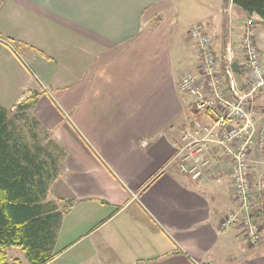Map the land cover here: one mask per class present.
Here are the masks:
<instances>
[{"label": "crops", "instance_id": "obj_1", "mask_svg": "<svg viewBox=\"0 0 264 264\" xmlns=\"http://www.w3.org/2000/svg\"><path fill=\"white\" fill-rule=\"evenodd\" d=\"M234 7L232 0H0V107L12 113L36 93L30 114L59 152L58 175L41 201L46 264H264V202L254 210L255 245L238 225L219 230L239 205L217 146L198 180L174 159L187 125L214 122L178 88L199 66L192 26H203L215 56L235 64L246 88L240 37L249 17ZM255 43L264 68V44ZM255 96L254 186L264 180V90ZM4 252L7 264H28L20 247Z\"/></svg>", "mask_w": 264, "mask_h": 264}, {"label": "built area", "instance_id": "obj_2", "mask_svg": "<svg viewBox=\"0 0 264 264\" xmlns=\"http://www.w3.org/2000/svg\"><path fill=\"white\" fill-rule=\"evenodd\" d=\"M247 21L240 37L248 72L247 92L238 86L231 64L224 61L221 65L203 26L197 24L189 29L188 36L195 43L199 66L181 75L178 88L194 98L196 113L209 114L214 122L208 126L199 121L187 125L180 136L174 159L182 173L198 180L213 159V147L217 146L220 157L229 163L239 205L238 210L227 213L220 221L219 230L238 225L249 244L255 245L260 240V228L254 215L256 207L249 179V162L256 142L254 125L258 114L253 101L256 93L264 90V68L255 43V20L249 18Z\"/></svg>", "mask_w": 264, "mask_h": 264}, {"label": "trees", "instance_id": "obj_3", "mask_svg": "<svg viewBox=\"0 0 264 264\" xmlns=\"http://www.w3.org/2000/svg\"><path fill=\"white\" fill-rule=\"evenodd\" d=\"M232 5L249 18L264 19V0H232ZM223 62L220 60L221 65ZM36 95L33 93L18 104L12 119H9V112L0 107V264H7L4 250L9 247H20L28 264H46L52 257L44 254L47 250V219L42 213L44 205L41 201L58 175L59 152L49 132L30 114ZM19 113L29 117L30 128H39L43 133L49 148L44 152L48 160L40 159L41 147L33 146L32 151L25 139L17 134L13 120ZM31 136L36 139L34 130ZM262 208L259 206L258 211L264 212ZM258 211H254V215ZM55 216L58 223L61 215L56 213Z\"/></svg>", "mask_w": 264, "mask_h": 264}, {"label": "rangeland", "instance_id": "obj_4", "mask_svg": "<svg viewBox=\"0 0 264 264\" xmlns=\"http://www.w3.org/2000/svg\"><path fill=\"white\" fill-rule=\"evenodd\" d=\"M195 1L202 2V3L206 2V1L207 2L209 1V3H211V4L215 2V0H195ZM234 10L242 12L237 7L236 8L234 7ZM253 19L255 20V22H253L255 39H256V41H257V43L259 45L264 44V19H259V18L257 19V17H254ZM158 21H159V17H156L155 20L152 22L151 27L153 28L158 23ZM235 45L237 47V40L235 41ZM247 87H248V84L246 83V88H244V90H242V91L243 92H247L249 90V88H247ZM255 98H257V97L255 96ZM255 109H256V111L258 113L257 115H261L260 110L256 106H255ZM12 113H9V115H8L9 119H12ZM20 116H21V113H19L18 118H14V120H13V124L16 126V129H17L16 131L18 132L17 134L21 135L22 138L25 139V141L28 143V146L32 149V151H34V147H36V146L41 147V149L43 151L38 152L39 155H40V159L46 160L47 156L44 154V152H46L48 147H47L46 141L44 139L43 133L40 131L39 128H36V127L30 128L31 120H29V117L26 118V116L25 117H22V116L20 117ZM262 122L264 124V120ZM261 126H263V125H261ZM30 129H31V131H30ZM33 130L37 134L36 139H33V137L31 136V132H33ZM259 132H260V130H259ZM260 134H261V132H260ZM261 138L262 137H259V142H261ZM50 150H51V146H50ZM205 170H204L203 174L206 173ZM253 176H254V174H253ZM262 178H264V172L262 174ZM251 184H252V182H251ZM252 190L254 192L253 193V198H254V204H255V207H256L258 200L264 202V180H262V184H260V185L256 184L254 186L252 184ZM262 224H263L262 226H264V218L262 220ZM263 234H264V231H263ZM263 240H264V238H263Z\"/></svg>", "mask_w": 264, "mask_h": 264}, {"label": "water", "instance_id": "obj_5", "mask_svg": "<svg viewBox=\"0 0 264 264\" xmlns=\"http://www.w3.org/2000/svg\"><path fill=\"white\" fill-rule=\"evenodd\" d=\"M232 68H233L234 71L236 70V69H235V64H232Z\"/></svg>", "mask_w": 264, "mask_h": 264}]
</instances>
